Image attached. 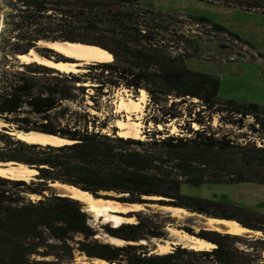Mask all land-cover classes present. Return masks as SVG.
Wrapping results in <instances>:
<instances>
[{
	"label": "trees",
	"instance_id": "1",
	"mask_svg": "<svg viewBox=\"0 0 264 264\" xmlns=\"http://www.w3.org/2000/svg\"><path fill=\"white\" fill-rule=\"evenodd\" d=\"M201 1L244 11L264 3ZM3 2L0 54L5 60H17L32 48L47 58L68 60L49 47L38 46L42 40L98 44L115 58L86 64L83 72H64L36 61L7 68L8 62L0 60V120L5 123L0 127V162L37 170L29 179L0 175V264H68L77 252L109 264H264V237L215 229L194 232L184 227L214 243L211 248L177 244L167 252L154 251L152 238H169L170 214L138 209L127 214L135 221L95 227L80 199L53 186L66 183L96 198L126 203L183 207L264 232V217L262 223L246 220L212 200L180 191L182 183L264 184V146L219 132L195 116L201 115V109L193 116L182 107L187 98L196 97L203 110L210 111L208 121L217 114L242 128L245 118L252 116L254 121L247 125L250 131H264V105L220 97L217 76L187 66L186 59L200 57L203 48L182 28L181 11L154 7L145 0ZM187 14L217 34L227 33L250 45L207 16ZM211 58L237 60L222 55ZM121 83L150 93L160 113L151 118L155 124L166 125L190 114L188 121L201 127L186 128V134L158 130L144 139L117 135L115 127L112 133L103 132L108 123L92 119L95 114L89 108H95L97 100L89 90L103 96L107 88ZM86 97L93 104L86 103ZM168 98L174 99L170 105L164 103ZM28 131L56 135L67 142H32L15 134ZM100 232L123 243L102 240Z\"/></svg>",
	"mask_w": 264,
	"mask_h": 264
},
{
	"label": "rangeland",
	"instance_id": "2",
	"mask_svg": "<svg viewBox=\"0 0 264 264\" xmlns=\"http://www.w3.org/2000/svg\"><path fill=\"white\" fill-rule=\"evenodd\" d=\"M0 2L3 7L1 21L3 27V19L6 8L3 0H0ZM145 3L168 11H181L180 17H182L184 20V26H182V28L185 29V32H190L191 35L197 38L203 48V52L200 57H188L186 59V64L190 69L203 71L217 76L220 80V97L225 99L255 102L264 105V3L260 6H255L248 11L201 0H145ZM187 12L209 17L213 21L224 26L226 29L238 34L250 45L233 39L232 36L227 33L217 34L211 30L210 25L193 22ZM85 44L98 45L93 43ZM38 46L44 47L42 44H39ZM214 55H222L225 58H236L237 60L211 58L214 57ZM17 58V60L8 61L5 60V58L0 54V60H2L4 63L8 62V65L6 66L7 68L11 65L21 67L22 64L25 63L22 62L20 57ZM66 58L68 59L67 61H75L74 59L68 57ZM114 58L115 57L112 53V59L110 61H114ZM93 62L101 61L92 60L87 63L84 62L80 64V66L84 67L86 64ZM141 88L146 90L144 87ZM141 88H131L121 83L118 86L107 88L106 90L108 93L103 96L95 92L94 89L89 90L90 93L95 94L97 100L95 103V108H89L90 112L95 114V118L92 119H96L98 121L105 120L108 123V127L105 128L103 132L112 133L113 128L115 127L117 128L116 133L119 135L118 131L120 128L116 125V121L118 119L129 121L134 130L136 129L138 132L139 137L134 138L141 139L152 135L158 130L171 134H186V128L197 129L201 127V125L196 121H188L190 114L184 115L179 119L172 120L166 125L159 123L162 124V128L158 127V124H155L151 118L153 115L160 113L157 110L155 104H153L152 97L147 90L146 100L143 106L140 108H132L130 111H126L118 107L122 100L127 102L130 98L137 99L140 95ZM173 100L174 99L172 98H168V100L164 103L170 105ZM175 100H178V98ZM86 103L93 104V101L92 99L86 97ZM71 105L76 108L79 107L78 104L74 102H72ZM96 106L100 107V110H97ZM182 107L186 113L191 110L193 116L201 109V115L198 116V114H196L195 116L203 118L204 123L211 125L219 132H231L233 136H236L239 139L246 135L245 138L247 141L250 140L251 142H254V140L259 137V134H261L260 136H264V132L255 134L250 132V129L247 127L248 124L254 121L252 116L246 117L243 122L244 126L242 129H239L241 125L237 126L228 124L225 121H222L217 114H214L211 120L208 121L210 111L208 109L203 110V106L196 97L187 98V101L184 103V105H182ZM135 122L140 123L136 125L134 124ZM4 124L5 123L0 120V127ZM7 165L9 166L12 164L8 163ZM30 177L31 176H29V178ZM53 186L57 191L61 192V189L56 184ZM180 191L183 194L212 200L217 203L220 208H224L229 212H235L243 219L262 223L261 220L264 217V184L257 182H244L236 184L214 183L202 185L182 183ZM149 198L153 200L157 199L158 197ZM110 200L118 201L116 199ZM83 204L86 208V204L84 202ZM160 205L161 204L159 203L153 202L151 209L160 211L165 215L170 214L172 219L171 223H169L167 226L169 231L168 239H151L152 244L155 246L154 251L167 252L172 250L177 244H185V241L180 237L181 234L175 232V229L181 232H188L184 227H190L194 230V232H199L201 229H212L208 226L207 220H205V218H203L200 213L188 211L184 214L174 215L171 211H168L166 208H164V206ZM212 208L217 211L220 209L217 207ZM87 211L90 214V222L95 227H99L105 222L112 223L111 221L106 220L104 215H97L92 211ZM119 211L126 212V210H116L115 212L111 213L122 217L127 215L120 213ZM126 218H130L129 221H135V217L129 216ZM219 226L221 227L220 224ZM236 234H250L256 237H264L263 231L250 228ZM98 236L102 240L110 241V236H107L103 232H100ZM68 264L109 263L97 261L96 259L89 258L88 256L77 252L75 254L74 260Z\"/></svg>",
	"mask_w": 264,
	"mask_h": 264
},
{
	"label": "bare ground",
	"instance_id": "3",
	"mask_svg": "<svg viewBox=\"0 0 264 264\" xmlns=\"http://www.w3.org/2000/svg\"><path fill=\"white\" fill-rule=\"evenodd\" d=\"M0 22H1V17H0ZM39 44L49 47L55 50L56 52L61 53L65 57L74 58L77 61H65V60L56 61L55 59L39 56L34 52L33 49H31L29 53L20 54L19 57L22 60V62L29 63L32 61H36L38 63L57 68L64 72H81L85 70L84 67L80 66V64L84 62L87 63L92 60L110 61L112 59V53L106 48L98 45H89L82 42H70V41L46 42L44 40L40 41ZM146 94H147L146 90L141 88L140 95L137 99L130 98L127 102L122 100L118 107L126 111H130L132 108H140L141 106H143L146 100ZM139 123L140 122H135L134 124L137 125ZM116 125L120 128L118 131V134L120 136L139 137L137 130L136 129L134 130V128L130 125L129 121L118 119L116 121ZM158 127L162 128V124H158ZM15 134H17L20 138L32 142H41V143L50 142L54 144L67 142L66 139L61 138L59 136L47 135L38 132H28V133L16 132ZM9 163L12 164V162ZM36 171L37 170L35 168H30L25 164H20L16 166H13L12 164L9 165L7 168L0 167V175L19 177L25 179H28L29 176H32L34 173H36ZM55 184L61 189L62 194L80 199L82 202L86 204L85 209L92 211L97 215H104L105 219L111 221L112 224L116 223V225H118L120 222L129 221L130 218L122 217L111 212H115L116 210L127 211L142 207L141 204H137V203H126V202H118L110 199L96 198L88 191L81 190L80 188H77L75 186H70L67 184H60V183H55ZM164 208L170 210L174 215L184 214L188 212L187 209L178 206H164ZM206 220L208 226L212 229H218L230 233H240L242 231L248 230V228L244 227L238 221L233 219H220V218L208 217ZM219 224L221 225V227L219 226ZM175 232L181 234L180 237L182 238V240L185 241V244H183L184 246H188L195 249L211 248L215 246L214 243L206 239L192 235L188 232H181L177 229H175ZM110 241L119 244L123 242V240L113 237H110ZM161 252H165V251H161ZM96 260L108 263L107 261L102 259H96Z\"/></svg>",
	"mask_w": 264,
	"mask_h": 264
},
{
	"label": "water",
	"instance_id": "4",
	"mask_svg": "<svg viewBox=\"0 0 264 264\" xmlns=\"http://www.w3.org/2000/svg\"><path fill=\"white\" fill-rule=\"evenodd\" d=\"M2 10H3V7H2V4H1V2H0V17H1V21H2ZM1 27H2V24H1V22H0V32H1ZM55 41H57V40H46V42H55ZM60 42H67V41H60ZM44 47H46V46H44ZM33 49V48H32ZM34 50V52L36 53V54H38L39 56H43V55H41L40 53H39V51L38 50H36V49H33ZM30 52V51H29ZM28 52V53H29ZM112 53V52H111ZM20 55H18V57H19ZM43 57H45V56H43ZM68 58H71V57H68ZM51 59H53V58H51ZM71 59H74V58H71ZM75 61H77L76 59H74ZM56 61H59V60H56ZM28 132H34V131H28ZM28 132H24V133H28ZM38 133H42V132H38ZM14 134V133H13ZM42 134H47V133H42ZM47 135H52V134H47ZM18 136V135H17ZM19 137V136H18ZM48 143H50V142H48ZM51 144H54V143H51ZM8 163H3V162H0V167H3V168H7L8 167V165H7ZM13 166H16V165H13ZM60 184H66V183H60ZM53 185H55V184H53ZM67 185H70V184H67ZM70 186H74V185H70ZM76 187V186H75ZM78 188V187H77ZM101 198V197H100ZM107 199V198H106ZM149 199H151V198H149ZM119 202H122V201H119ZM152 203L153 202H144V203H137V204H141L143 207H141V208H138V209H149V208H151V206H152ZM160 206H170V205H160ZM138 209H131V210H128V211H126V212H123V211H119L120 213H124V214H128V213H130V212H133V211H136V210H138ZM168 211H170V210H168ZM200 215H202L203 216V218H205V220L208 218V217H212V216H208V215H204V214H201L200 213ZM124 217H129V216H127V215H124ZM214 218H216V217H214ZM220 219H225V218H220ZM114 225H116V223H114ZM244 227H246V226H244ZM216 230H218V229H216ZM220 231V230H219Z\"/></svg>",
	"mask_w": 264,
	"mask_h": 264
},
{
	"label": "built area",
	"instance_id": "5",
	"mask_svg": "<svg viewBox=\"0 0 264 264\" xmlns=\"http://www.w3.org/2000/svg\"><path fill=\"white\" fill-rule=\"evenodd\" d=\"M257 126V128H260L259 127V124H257L256 125ZM239 129H242V128H239ZM251 132V131H250ZM260 132H264V131H262V130H260ZM260 132H254L255 134H259ZM261 134H259L258 136L259 137H257V139H255L254 140V142L258 145V146H264V136H260ZM241 141H247V139L245 138V136L244 137H241V139H240Z\"/></svg>",
	"mask_w": 264,
	"mask_h": 264
}]
</instances>
